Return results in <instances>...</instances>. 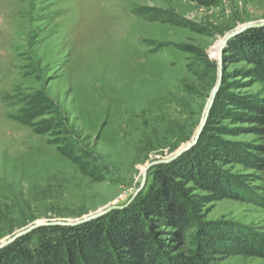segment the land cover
I'll list each match as a JSON object with an SVG mask.
<instances>
[{"label": "rangeland", "instance_id": "1", "mask_svg": "<svg viewBox=\"0 0 264 264\" xmlns=\"http://www.w3.org/2000/svg\"><path fill=\"white\" fill-rule=\"evenodd\" d=\"M261 22L264 0H0V242L37 222L123 210L158 166L194 148L241 195L186 183L198 221L264 234V209L251 201L264 186V114L238 104L264 101V84L244 60L222 61L197 142L152 165L137 191L144 168L197 131L225 36L243 29L227 45ZM198 221L184 249L195 248Z\"/></svg>", "mask_w": 264, "mask_h": 264}, {"label": "trees", "instance_id": "2", "mask_svg": "<svg viewBox=\"0 0 264 264\" xmlns=\"http://www.w3.org/2000/svg\"><path fill=\"white\" fill-rule=\"evenodd\" d=\"M235 59L253 65L254 75L264 84V27L227 43L222 61ZM238 102L253 119L264 114L261 99ZM62 152L75 161L73 150ZM189 182L218 196L241 197L194 148L158 166L153 184L127 208L82 224L37 227L1 249L0 264H213L217 255L264 259V234L198 221L197 200L186 188ZM251 201L264 209V186ZM194 221L195 248L184 249Z\"/></svg>", "mask_w": 264, "mask_h": 264}, {"label": "water", "instance_id": "3", "mask_svg": "<svg viewBox=\"0 0 264 264\" xmlns=\"http://www.w3.org/2000/svg\"><path fill=\"white\" fill-rule=\"evenodd\" d=\"M264 25V22H261L260 24H257L256 27H260V26H263ZM243 29H239V30H232L230 31L224 38L221 46H220V49L218 51V81H217V84L212 92V95H211V98L206 106V109L204 111V114H203V117L201 119V122L198 126V129L197 131L195 132L193 138L190 140L189 143H187L186 145H184L183 147H181L174 155H172L171 157L169 158H166V159H162V160H157V161H154V162H151L150 164H148L145 168H144V171H143V176H142V181H141V184H140V187L137 191H139L144 183H145V180H146V174H147V170L152 166V165H156V164H161V163H167L169 162L170 160L176 158L177 156H179L180 154H182L183 152L187 151L189 148H191L196 142H197V139L201 133V130L203 129L205 123H206V120L209 116V111H210V108L212 106V103H213V99L215 97V94L219 88V85L221 83V66H222V54H223V50H224V47L226 46V42L228 41V39H230L232 36H234L235 34L239 33L240 31H242ZM137 193V192H136ZM135 193V194H136ZM115 208V206H111V207H107L106 209L102 210V211H99V212H96V213H93V214H90L86 217H83V218H80V219H77V220H73V221H67V222H61V221H58V222H53V223H48V222H37V223H34V224H31L17 232H15L12 236H10L9 238H7L6 240H3L0 242V250L5 247L6 245L10 244L11 242H13L16 238L20 237L21 235L29 232V231H32L34 230L35 228L37 227H40V226H43V225H77V224H82V223H86L88 221H91L93 219H96L104 214H106L108 211H110L111 209Z\"/></svg>", "mask_w": 264, "mask_h": 264}]
</instances>
